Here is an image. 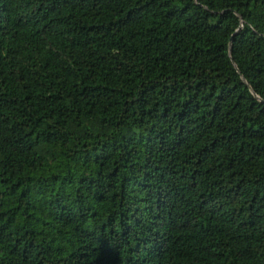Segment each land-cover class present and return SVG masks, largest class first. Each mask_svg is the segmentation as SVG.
<instances>
[{"label":"trees","instance_id":"trees-1","mask_svg":"<svg viewBox=\"0 0 264 264\" xmlns=\"http://www.w3.org/2000/svg\"><path fill=\"white\" fill-rule=\"evenodd\" d=\"M0 264H264V0H0Z\"/></svg>","mask_w":264,"mask_h":264}]
</instances>
